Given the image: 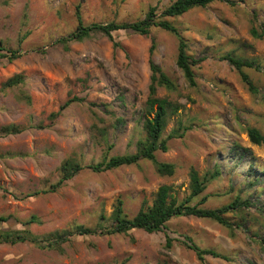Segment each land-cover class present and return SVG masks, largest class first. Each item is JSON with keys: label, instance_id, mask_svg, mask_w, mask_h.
<instances>
[{"label": "rangeland", "instance_id": "374dc122", "mask_svg": "<svg viewBox=\"0 0 264 264\" xmlns=\"http://www.w3.org/2000/svg\"><path fill=\"white\" fill-rule=\"evenodd\" d=\"M173 1L0 0V42L16 51L10 61L0 58V216L13 217L3 228H20L14 218L31 215L41 221L31 226L39 235L74 224L92 228L101 214L110 215L117 200L133 217L143 202L151 204L161 185L172 186L178 199L186 198L190 168L201 177L219 171L190 204L218 209L237 197L249 204L226 214L231 228L186 216L170 219L154 233L74 236L62 243V252L30 243L0 244V264H264V142L253 144L247 133L255 128L264 137V74L243 69L256 88L251 92L223 59L254 60L264 70V38L251 35L252 29L264 30V0L214 1L169 19L186 39L187 54L201 59L193 67V87L176 66L177 38L159 28L148 36L114 32L115 48L100 33L70 42L67 49L58 42L75 30L76 6L84 25L131 23L150 7L159 15ZM152 39L153 61L177 84L175 91L160 87L156 93L178 105L162 134L167 151L156 152L157 162L174 165V174L159 175L146 160L100 173L83 168L51 191L66 159L85 167L104 156L136 152L145 136L141 115ZM7 50L1 53L10 55ZM20 73L24 84L2 89ZM21 93L30 103L17 99ZM8 125L19 127L20 133H3ZM185 236L199 249L226 259L206 255L200 260Z\"/></svg>", "mask_w": 264, "mask_h": 264}, {"label": "trees", "instance_id": "16d2710c", "mask_svg": "<svg viewBox=\"0 0 264 264\" xmlns=\"http://www.w3.org/2000/svg\"><path fill=\"white\" fill-rule=\"evenodd\" d=\"M214 1L225 0H174L169 5L164 7L160 14L156 13V7H150L145 13L144 17L135 22L115 23L110 22L106 24L91 23L84 25L79 16V7L76 6V18L77 26L68 37L60 38L59 43L63 44L67 49L70 42H80L87 39L93 33H100L106 36L115 48L118 46L113 41L112 33L118 31H129L134 34L148 36L152 28H159L167 33L174 35L177 38V58L176 66L182 73L185 81L189 86H195V77L193 67L198 64L201 59H194L187 54V42L186 39L180 33V29L170 22L169 19H174L182 16L193 8H205ZM230 2V1H229ZM232 4V2H230ZM251 35L254 38H264V30L261 33H257L254 29L251 30ZM156 47L155 40H151V46L149 48V86L148 96L145 102L144 111L141 115L142 129L145 132L143 139H140L137 143V149L134 154L118 155L103 160L96 164H89L83 167L79 162L73 158L66 159L62 162L59 168L60 177L58 182L52 185L51 191L61 186L64 182L72 179L83 168H86L94 173L105 172L108 170L117 169L122 166L136 165L142 160L150 161L154 164L157 174L162 176H171L174 174V165L169 163H160L156 161V152H166L167 146L165 140L162 139V134L167 126L169 116L178 109V105L169 102L167 99H161L156 96L158 88H164L167 91H175L177 84L156 64L152 55ZM7 49L2 46L0 42V58H7L12 60L16 57V51L7 50L10 55L1 53ZM227 60L240 75L241 80L248 86L251 92H256V88L251 83L247 74L243 72L244 68L253 69L257 72L264 74L263 67L254 60H245L242 58L227 55L223 58ZM25 82V76L15 74L9 77L3 84L2 89L14 88L22 85ZM20 101L30 103V97L21 93L17 97ZM76 100V99H74ZM73 99L67 100L62 106L59 107L58 112L52 113L50 118H55L62 109L67 107ZM121 122L117 120V123ZM40 126V125H39ZM3 133L17 134L20 133V128L15 125H8L3 127ZM184 131V130H183ZM178 133L177 131H174ZM247 133L250 141L253 144L260 145L264 142L263 135L255 128H248ZM103 142L106 144V135L101 134ZM172 136H170L171 138ZM245 151L238 154L240 158L245 156ZM219 176L218 169H215L213 173L205 176H199L194 168H190L189 177V189L190 194L180 200L178 199L175 190L170 185H161L154 193L151 204L145 202L142 203L138 212L129 217L124 209L123 202L117 200L113 206V210L108 217L103 214L99 216V221L94 227H85L84 225L74 224L70 227L54 230L42 235L36 234L31 231L32 225H40L41 221L36 215H31L25 220H19L14 218L16 225H20V228H6L4 225H8V222L13 219L12 216H0V244L15 245L18 243H30L40 249H49L62 252L61 245L64 242L70 240L74 236H87V235H123L127 234L131 230H143L147 233L159 232L164 229L166 223L172 218L192 216L197 218L209 219L224 227L231 228L230 223L226 217L229 212H235L242 206L249 204V201H242L237 197L233 202L222 206L218 209H204L197 205H192L190 202L200 196L206 189L209 180H212ZM258 177H255L254 182H258ZM45 192V191H44ZM205 197L201 199V202H205ZM187 242L191 243V239L185 236ZM264 244V237L262 238ZM170 240L167 241V246H170ZM193 250L197 257L202 260L204 256L210 255L212 257H220L226 259L224 255H221L213 250L199 249L196 245L192 244L188 246Z\"/></svg>", "mask_w": 264, "mask_h": 264}]
</instances>
